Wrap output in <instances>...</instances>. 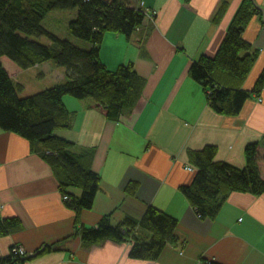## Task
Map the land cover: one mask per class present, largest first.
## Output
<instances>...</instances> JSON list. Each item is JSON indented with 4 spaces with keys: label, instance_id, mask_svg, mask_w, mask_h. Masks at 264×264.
<instances>
[{
    "label": "crops",
    "instance_id": "obj_1",
    "mask_svg": "<svg viewBox=\"0 0 264 264\" xmlns=\"http://www.w3.org/2000/svg\"><path fill=\"white\" fill-rule=\"evenodd\" d=\"M129 1L151 17L130 38L106 34L100 58L111 71L132 64L143 78L136 105L112 120L92 99L64 98L72 118L58 136L75 144L74 152L99 175L93 205L71 208L70 198L81 190L62 187L64 178L40 147L0 130V218L19 221L0 233V259L14 249L27 258L45 247L25 264H264V195L232 192L214 219H200L181 191L196 174L192 154L205 146L216 148L215 161L242 169L247 147L256 144L264 179V89L251 93L264 70L261 15L242 34L250 50L239 53L254 56L242 84L250 98L237 116H222L188 70L202 56H215L243 0ZM254 1L264 9V0ZM149 207L177 221L176 240L154 260L135 259L134 242L152 237L139 225ZM104 217L113 227L126 219L137 224L125 242H88L83 229Z\"/></svg>",
    "mask_w": 264,
    "mask_h": 264
},
{
    "label": "trees",
    "instance_id": "obj_2",
    "mask_svg": "<svg viewBox=\"0 0 264 264\" xmlns=\"http://www.w3.org/2000/svg\"><path fill=\"white\" fill-rule=\"evenodd\" d=\"M138 7L133 8L129 0H0V130L20 136L36 149L40 147L44 161L64 178L62 187L81 190L79 198L71 197L68 202L77 212L92 207L100 177L84 164L85 157L74 152L75 144L58 136L69 128L72 118L64 98L92 99L112 120L136 105L144 87L143 78L132 64L121 65L114 71L107 69L100 51L106 34L130 38L143 26L146 13ZM54 11H71L68 33L84 42V47L61 39L43 26L45 18ZM254 15L261 14L250 0H243L215 56H202L189 67V77L202 86L208 105L216 114L237 116L250 98L242 84L254 56L240 57L239 53L251 48L242 34ZM41 38L47 39V43ZM4 58L22 71L52 63L65 70V79L36 94L22 96L25 87L4 69ZM263 89L264 70L251 93L259 95ZM256 149V144L247 147L246 166L242 169L215 161L214 146H205L192 154L196 174L192 184L181 191L200 219H214L232 192L264 195ZM135 186L130 185L129 190ZM136 224L126 219L113 227L104 217L96 228L83 229V234L90 243L104 239L125 242ZM177 224L172 216L149 207L139 225L152 237L148 243L135 241L131 257L156 259L168 243L175 242ZM18 225L16 218H0V233ZM27 260L12 253L0 259V264H25Z\"/></svg>",
    "mask_w": 264,
    "mask_h": 264
},
{
    "label": "rangeland",
    "instance_id": "obj_3",
    "mask_svg": "<svg viewBox=\"0 0 264 264\" xmlns=\"http://www.w3.org/2000/svg\"><path fill=\"white\" fill-rule=\"evenodd\" d=\"M70 17H72L71 11L51 12L50 15L45 18L43 26L61 39L69 40L79 48L84 47V42L71 37L68 33ZM41 41L47 43V39L45 38H41ZM2 64L12 79L20 82L25 87L22 96L36 94L65 79V70L54 66L52 63H46L27 71L20 70L17 65L6 58L2 59Z\"/></svg>",
    "mask_w": 264,
    "mask_h": 264
},
{
    "label": "water",
    "instance_id": "obj_4",
    "mask_svg": "<svg viewBox=\"0 0 264 264\" xmlns=\"http://www.w3.org/2000/svg\"><path fill=\"white\" fill-rule=\"evenodd\" d=\"M250 1L252 2L255 9L261 13L262 22L264 23V9L261 8L260 6H258V4H256V2L254 0H250ZM44 250H45V247H42L40 250H37L35 253L27 255V259H31V258L36 257L40 253L44 252Z\"/></svg>",
    "mask_w": 264,
    "mask_h": 264
},
{
    "label": "built area",
    "instance_id": "obj_5",
    "mask_svg": "<svg viewBox=\"0 0 264 264\" xmlns=\"http://www.w3.org/2000/svg\"><path fill=\"white\" fill-rule=\"evenodd\" d=\"M146 16L149 17V18L151 17L148 14ZM17 251H18L17 249H14V254H18Z\"/></svg>",
    "mask_w": 264,
    "mask_h": 264
}]
</instances>
